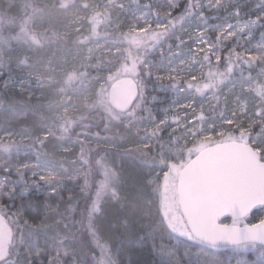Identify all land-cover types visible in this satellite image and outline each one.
<instances>
[{
    "label": "trees",
    "instance_id": "16d2710c",
    "mask_svg": "<svg viewBox=\"0 0 264 264\" xmlns=\"http://www.w3.org/2000/svg\"><path fill=\"white\" fill-rule=\"evenodd\" d=\"M197 2L198 0H176V6L171 12L160 11L164 21L161 27L131 31L124 23L119 22L122 12L131 14L133 9L143 3H148L150 9L154 10L156 6L153 0H52L49 3L45 0H0V16L3 19L0 39L5 50L3 62L6 68L0 74V99L4 106L0 111V124L2 123L4 130L23 128L29 136L25 146L21 143L10 145L9 156L0 165V177L6 180L0 192V215L6 219L13 231L10 253L0 260V264H96L97 247L91 240L90 231L84 232L79 227V222H85V216L88 219V205L94 199L93 193L99 180L98 159L103 152H106L108 160L120 174L117 195L116 198L108 195L102 198L100 212L95 216L89 213L87 227L91 230V226H94L113 264H231L234 261V247H212L194 239L180 212L176 213L175 221L169 222L163 216L154 191V179H149L141 170V164L135 159L137 157L127 150L129 147L123 142L125 138L134 145L137 132L113 120L110 132L117 129L115 138L120 137L123 130L126 131L125 137H122L116 148L93 147L88 142L79 141L80 133L88 122L93 124L103 118L104 109L100 105L106 107L111 114H121L110 108L106 96H102L101 103L91 100L94 106L88 113L84 108L81 113L66 116L64 120L58 115V98L75 86L72 82L77 83L87 76L91 79L93 75L103 73L113 61L117 62L119 68L128 69L133 65L139 68V73L132 77L154 92V102L150 100L147 103L149 112L160 103L156 98L162 99L159 107L163 109L171 103L186 99L191 92L196 104L200 97L212 91L217 97L216 105L205 107L201 111L203 122L212 123L224 117L227 109V102L222 98L221 91L228 83L244 76L255 81L252 93L259 101L258 107L264 105V81L259 79V58L251 57L254 59L252 62L248 59H232L234 63L232 66L229 63L228 72L220 69L219 63H208L209 76L204 78L205 82L198 88L196 81H162L151 71V67L145 66L147 58H154L153 46H156L160 37L168 40L178 27L197 15L205 24L207 22L212 25L219 20V13L214 18L211 11L197 7L200 4ZM247 2L251 3V10L256 9L264 14V0ZM76 7H80L78 15L86 17L85 21L90 24L85 32L76 30L75 22L66 27L62 26L73 18V15L69 17L64 14L72 13ZM91 8L96 10L89 13ZM92 17L97 18V23ZM28 19L29 26L32 27L38 22L41 27L28 29ZM259 24L264 27V15L259 18ZM19 31L24 34H18ZM107 37H113L117 46V52L111 55L112 59L109 58L110 53L90 58V63L84 70L81 68L74 72L68 81L63 78L54 83L43 94L38 89L20 92L12 88L13 83L5 86V81L14 79L12 64L23 59L28 60L30 54L33 59L38 58L41 51L46 49L55 58L62 54L76 57L95 40ZM115 79L117 78L113 80ZM161 88L164 90L158 91ZM48 121L50 132L42 137L40 126ZM231 126L225 125L228 130ZM259 127L260 123H253L250 127L251 133H255ZM179 133V130L157 128L154 142L144 151L157 157L156 161L171 160V149L179 147L178 143L172 141ZM70 141L74 143L70 145ZM216 142L222 141L216 140L208 144ZM61 144L68 147L62 152L68 155L67 159L58 162L57 172L51 180L45 178L35 181L31 177V170L22 166L23 161L30 160L33 155L52 156L57 153ZM92 149L95 154L89 164L85 159L86 151ZM72 158L75 159L73 164H78L81 158L85 159L92 174L89 185L85 183L84 177L73 175L67 165V161ZM258 216H264V208L248 215L247 223L258 221ZM256 248L264 251L261 245Z\"/></svg>",
    "mask_w": 264,
    "mask_h": 264
},
{
    "label": "rangeland",
    "instance_id": "374dc122",
    "mask_svg": "<svg viewBox=\"0 0 264 264\" xmlns=\"http://www.w3.org/2000/svg\"><path fill=\"white\" fill-rule=\"evenodd\" d=\"M45 1L49 3L52 0ZM79 1L84 2L85 0ZM247 1L249 0H198L197 3L200 4L197 7H203L211 11V14L215 15L214 18L219 13V20L213 22L212 25L207 24V22L205 24V22L200 21V17L197 15L178 27L175 34L168 37V40L160 37L158 43L155 44L156 46H153L154 49L152 48L154 58H147L145 66L151 67V71L162 81L171 79L196 81V87L198 88L203 85L204 78L208 75V63H214V65L219 63L220 69L228 72L229 63H231V66L234 63L232 59L237 61L248 59L252 62V60L259 58L261 61L259 79L261 82L264 81V27L259 24V18L264 14L259 13L256 9H252V11L251 3ZM153 2L156 6L154 10L150 9L148 3H143L140 7L133 9L131 14L123 11L119 22L124 23L126 28L131 31L161 27L164 21L160 11L162 13L171 12L176 6V0H153ZM20 10L23 12L22 7ZM79 10L80 7H76L72 13L64 14V16L69 15V17L73 15V18L66 24H62V26L66 27L75 22L76 30L87 31L90 24L85 21L86 17L78 15ZM94 10L96 8H91L89 13ZM91 19L95 18L92 17ZM96 20L97 18L95 23H97ZM28 24L29 19L27 20V26L31 30L41 27L38 22L32 27ZM2 25L3 19L0 16V29ZM18 34L23 35L24 33L19 31ZM116 52L117 46L113 37L95 40L87 46L83 53L76 55V57H68L62 54L61 57L55 58L49 50L45 49L41 51L38 58L33 59L30 54L28 60L23 59L12 64L11 70L14 79L4 83L6 87L9 83H13L12 88H16L20 92H30L38 89L43 94L54 83L60 82L63 78L68 81L73 77L74 72L81 68L84 70L89 65L90 58L102 57V54L110 53L109 58L112 59V53ZM4 55L5 50L0 39V74L6 70L3 62ZM138 73L139 68L135 65L128 69L119 68L117 62L113 61L103 73L93 75L91 79L87 76L86 79H82L77 83L72 82L75 86L69 88L68 92L61 94L58 98L60 101L59 117L64 120L66 116L81 113L84 108L88 113L94 106L91 100L95 99V102L101 103L103 101L102 96H106L107 100V89L114 78L127 74L135 77ZM137 83L140 97L133 107L125 113L114 115L107 111L106 107L103 108V105H100L104 109L103 118L98 119L93 124L88 122L85 126L87 129L84 127L80 133L81 140L79 141L88 142L93 147L116 148L122 137H125L124 132L126 131L123 130L119 134L120 137L115 138L117 129L113 133L110 132L112 129L110 125L113 120H117L123 124V127L137 132L138 135L134 145H132V141L125 138L123 142L125 146L129 147L127 150L137 157L135 159L141 164V170L148 175L149 179H154V191L157 194L162 214L169 222L175 221L177 212L181 213L176 192L178 171L183 166L186 158L207 146L208 143L216 140L242 141L251 145L264 161V105L258 107L259 101L252 93L255 88L254 80H248L247 76H244L236 79L231 84L228 83L221 91L222 98L227 102L224 117L212 123L203 122V116H201V111L205 107L211 108L216 105L215 98L217 97L212 94V91L200 97L196 104L191 92L186 96V99L179 103H171L163 109L159 107L162 99L156 98V101L159 100L160 103L149 112L147 103L150 100V102H154L152 100L154 92L152 93L144 84ZM163 90L161 88L158 91L162 92ZM3 109V102L0 99V111ZM75 121L77 122L78 119ZM253 123H260V127L252 134L250 127ZM226 124L232 125L230 130L225 127ZM157 128L180 131L179 135H175V139L172 141L178 143L179 147L175 146L171 149V160L169 161H156L157 157L150 156L149 153L144 151L146 147L154 142V132ZM50 129L49 121L43 123L40 126L42 137L48 135ZM27 138H29L28 133L23 128L4 130L1 123L0 143L3 145L0 146V165L9 156L8 149H11L10 145L21 143L22 146H25ZM73 143V141H70V145ZM2 147H6V149H2ZM67 148L61 144L57 148V153L52 156L40 157L33 155L30 160H24L22 166L31 170V177H34L35 181L45 178L51 180L57 172L58 162L67 159L68 155L62 154ZM93 150L86 151L85 159L89 164L92 163L90 161L93 154H95ZM105 154L106 152H103L98 159L99 180L93 193L94 199L90 206L88 205V219L85 216V222H79V227L84 232L85 230L90 231L91 240L97 247L96 264H113V262L94 226H91V230L87 227L89 213L91 212L95 216L100 212L102 198L105 195L116 198L120 180V174ZM85 159L81 158L78 164H73L75 159L72 158L67 161V165L71 168L75 177H84L85 183L89 185L92 174ZM62 170L65 169L62 168ZM5 183V178L0 177V192ZM263 217L258 216V219L260 220ZM0 218L5 220L4 234L0 241V260H2L10 253L13 231L6 219L1 215ZM227 222L233 223L231 220ZM242 223H247V219L240 220V224ZM256 246V244L235 246L233 250L236 256L231 264H238V262L239 264H264V251L258 250Z\"/></svg>",
    "mask_w": 264,
    "mask_h": 264
},
{
    "label": "water",
    "instance_id": "95a60500",
    "mask_svg": "<svg viewBox=\"0 0 264 264\" xmlns=\"http://www.w3.org/2000/svg\"><path fill=\"white\" fill-rule=\"evenodd\" d=\"M138 96L139 86L132 76L113 80L107 89L108 103L118 113L129 111ZM176 192L194 239L212 247L248 243L264 247V217L240 224L239 230L225 222L233 221L231 213L241 205L245 215L240 220L264 208V161L251 145L229 140L203 147L178 171ZM4 227L5 220L0 218V241Z\"/></svg>",
    "mask_w": 264,
    "mask_h": 264
},
{
    "label": "snow or ice",
    "instance_id": "6c2138e0",
    "mask_svg": "<svg viewBox=\"0 0 264 264\" xmlns=\"http://www.w3.org/2000/svg\"><path fill=\"white\" fill-rule=\"evenodd\" d=\"M244 215H245V206L244 205H241L238 210H233V212L231 213L232 220H233V226L237 230H239L240 219L242 217H244ZM238 264H239V262H238Z\"/></svg>",
    "mask_w": 264,
    "mask_h": 264
}]
</instances>
